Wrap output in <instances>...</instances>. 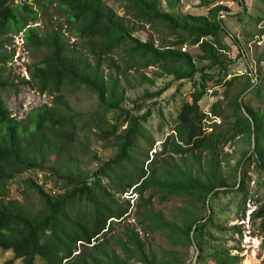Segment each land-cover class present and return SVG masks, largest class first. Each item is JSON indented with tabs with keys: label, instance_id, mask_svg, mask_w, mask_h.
<instances>
[{
	"label": "trees",
	"instance_id": "obj_1",
	"mask_svg": "<svg viewBox=\"0 0 264 264\" xmlns=\"http://www.w3.org/2000/svg\"><path fill=\"white\" fill-rule=\"evenodd\" d=\"M29 1L27 4L20 0H0V74L11 70L6 65L14 55V50L7 53L3 49L10 41L3 37L4 34L17 35L22 32L25 51L38 54L43 50L44 53L26 66L28 80L21 79L17 84L15 78L8 74L0 80V90L28 86L39 95L51 97L52 105L43 104L33 108L27 114V120L22 121L11 117L0 95V249L13 253V257L3 264H13L16 260L22 264H36L37 258L44 264H107L109 240L106 235L109 226L106 223H112L113 219L120 220L127 209L101 187L99 180L109 177L108 171L132 158L130 153L136 146L142 123L149 115L135 116L121 108L124 92H119L118 76L141 67H157L176 81H192V90L189 101H184L177 112L174 134L161 143L157 159L150 162V171L146 174L142 170L138 177L127 183L122 181L125 174L117 175V184L112 186L114 193L121 194L125 187L132 184L139 196L137 209H141L135 214L136 226L145 233L159 230L174 245L191 247L196 244L195 249L199 252L196 264L205 260L200 253L203 252L202 242L208 238L204 231L206 226L220 232L232 230L241 238V225L223 227L214 222L209 198L233 192L240 194L239 217L244 218L248 199L247 172L241 171L239 184L237 173L249 152H244L231 172H225L222 164L226 163L227 156L224 148L235 139H250L253 134L255 146L248 161H253L264 172V109L254 111L239 100L243 93L250 89L252 91L264 82V76L257 78L254 87L250 84V72L225 80L228 67L225 53L229 48L223 44L220 36L221 32L226 31L220 12L229 11L223 3L242 5V1L203 0L201 5L206 10L205 14L184 16L160 11V0ZM108 2L121 3L118 9H122V14L119 15L118 9H113ZM165 3L172 11L179 0H165ZM50 9L54 14L49 13ZM242 13L244 11L237 15ZM40 14L47 18L46 26L42 29L28 26L29 22L34 24ZM53 16H57L54 22ZM145 26L167 30L166 37H173L174 40L162 39L156 47L152 39L142 42L132 36ZM64 32L74 38L72 43L64 37ZM259 33L262 34L263 30H259ZM183 45L196 47V60L206 63V66L197 68L193 56L181 51ZM118 52L131 55L122 69L112 58ZM138 58H145L146 62L140 64ZM106 62L114 68L115 73L103 71ZM213 67L219 69L216 80L206 73ZM141 79L150 82L143 75ZM241 80H244L242 86L235 96L226 100L225 105L220 100L211 105L209 114L212 119L201 111L200 101L209 83H213L214 87L222 85L227 91ZM65 85L91 92L96 96L98 108L120 113L126 124L116 123L109 125V130H102L98 111L73 110L62 94ZM161 91L154 95H159ZM241 108L244 109L243 113L240 112ZM218 118L224 120L222 126L216 123ZM93 129L100 131L96 135L106 145L116 146V154L107 161L96 158L100 164L92 173V178L88 172L76 169L66 177L65 190L55 196L47 194L33 178L23 179L26 189L38 197L40 206L36 210L18 199L7 198L6 182L29 170H48L44 163L51 156L61 161L62 168L68 167L71 151L75 152L73 144L78 131H84L86 142L82 144L80 153L86 154L89 149L87 136ZM94 189H97V193ZM157 196L160 202H166L171 197L185 201L187 209L182 212L186 216L180 223L169 221L161 212L152 209V200ZM83 198L90 209L86 211L84 208L73 217L70 211L73 202ZM262 216L264 203L260 204L252 218ZM124 236L125 242L119 240L118 243L127 258L131 251H135L140 256L138 264H155L152 255L149 257L144 252V243L134 226L126 229ZM79 247L82 249L78 250ZM231 249H213L208 255L210 264H238L240 258L231 255ZM173 254L169 252V255ZM165 264L186 263L174 259Z\"/></svg>",
	"mask_w": 264,
	"mask_h": 264
},
{
	"label": "rangeland",
	"instance_id": "obj_2",
	"mask_svg": "<svg viewBox=\"0 0 264 264\" xmlns=\"http://www.w3.org/2000/svg\"><path fill=\"white\" fill-rule=\"evenodd\" d=\"M20 1L27 4L30 3L29 0ZM241 1L242 5L232 2L223 3L229 11L220 12V18L226 28V31L221 32L220 36L223 44L229 48L225 53V57L228 60L226 63L228 67L225 80H230L236 76H242L246 72H250V84L254 87L257 84V78L264 76V0ZM202 2L203 0H179L177 7L171 11L167 8L165 0H160L159 10L162 12H173L182 16L186 14L201 15L206 13V10L201 5ZM108 4L117 10L121 3L108 2ZM243 11L244 13L237 15ZM49 13L54 14V11L50 9ZM117 13L121 15L122 9H118ZM260 18H262V21H259ZM56 19L57 16H53L52 21L54 22ZM46 22L47 18L40 14L38 20L34 24L29 22L28 26H39L42 29L46 26ZM259 30H263V33L260 34ZM166 33H168L167 30L145 26L140 31L133 33L132 36L142 42L147 41V39H152L157 47L160 45L162 39H166V41L174 40L172 39L173 37H166ZM3 37L10 39L9 44L4 46L3 49L7 53L14 50V55L12 60L6 65L11 70L3 75L0 74V80L4 79V76L6 77L8 74L15 78V83L17 84H19L21 79L28 80L29 74L26 66L32 64L42 56L44 53L43 50L38 54L28 51L23 52L22 32L17 35L7 33ZM64 37L69 43L74 41V38L67 32H64ZM185 46L183 45L182 47ZM185 51L193 56L197 68L206 66V63L196 60L195 57L198 54L196 47L190 48L186 46ZM112 58L122 69L125 66L126 59L131 58V55L118 52ZM137 60L140 64L146 62L145 58H138ZM102 69L105 73H115L114 68L108 62L104 63ZM218 72L219 69L213 67L208 69L206 73L213 75L216 80L219 78ZM141 75L149 79L150 82H144L141 79ZM118 78L120 82L119 92L122 90L124 92L121 108L128 110L135 116H141L143 114L149 115L146 121L142 123V127L137 136L136 146L133 147L130 153L132 158L123 162L120 167H114L108 171L109 177H101L99 180L101 187L110 192L113 199L123 208L127 209L126 214L120 220L113 219L114 222L109 223L108 221L106 223L107 227L109 226L106 235V238L109 240V244L107 245V264L139 263L140 256L135 251H131L128 256L129 258H127L118 243L119 240L125 242L126 237L124 233L131 226L135 227V231L138 232L140 240L144 243V252L149 257L152 255L155 264H165L169 261L172 262L174 259H179L186 264L192 263L195 256L196 259L199 256V252L195 249L196 244L191 247L181 244L174 245L161 231L157 230L145 233L136 226L135 214L141 212V209H137L139 196L132 184L130 187H125L124 192L121 194H115L112 189V186L117 184V175L121 176L122 173L125 174L122 181L123 183H127L138 177L142 170L146 174L150 171V162H154L157 159L156 155L159 153L161 143L167 136L174 134L173 129L176 125L177 112L184 101H189L192 81H176L173 76L163 73L157 67L132 69L124 75L118 76ZM243 82L244 80H241L240 83H235L234 87L227 91L222 85L214 87L213 83H209L206 94L200 101L201 111L212 119L209 114L211 105L216 100H220L225 105L227 99L236 95ZM159 91H161L159 95H154V93ZM62 94L76 112L98 111L99 127L102 130H109V125L112 124L120 123L123 126L126 124L124 116L120 115V113H112L106 111L104 108H98L96 96L84 88H74L65 85ZM226 94L227 97H225ZM258 94L259 96H257ZM0 95L11 117L15 116L17 120L22 121L27 120V114L33 108L43 104L52 105L51 97L45 94L39 95L38 92L24 85H19L16 88L7 87L2 89L0 90ZM239 100L243 104L251 107L254 111L264 109V82L259 83L257 88L252 91L250 89L243 93L239 97ZM240 112L243 113L244 109L241 108ZM215 121L221 126L224 123L222 118H218ZM77 125L79 126L80 123L77 122ZM98 132L100 131L93 129L92 133L88 134L87 145L89 149L86 151V154L81 155L82 144L86 140L84 139V131H78L73 144L75 152L71 151V163L68 167L62 168L61 161H56V157L51 156L49 161L44 163L45 168H49L48 170H29L16 179L6 182L7 198L18 199L33 210H36L40 206L38 197L31 190L26 189L23 179L33 178L38 185L44 187L47 194L55 196L65 190L64 188L67 187L66 177L69 174H73L72 171L76 169L88 172L90 178H92V173L98 169L100 164L96 158L101 161H107L116 154V146L106 145L104 140H100L97 137L100 134ZM251 143L252 138L248 139L246 137H240L229 143L224 148V153L227 154L225 157L226 163H222L224 171L231 172L235 169L236 163L240 160L244 152H249L245 157L246 159L244 158V161L241 163L237 173L238 180V174H241V171L246 170L247 172L248 199L245 204L244 218L241 219L239 217L240 210L238 208V202L240 194L233 192L225 195L218 194L215 197L209 198V205L212 206L214 212V222L223 227L241 225L242 237L240 238L232 230L220 232L210 226H206L204 231L207 233L208 238H205L204 242H202L203 252L200 253L201 256L205 257V260L197 264H210L211 259L208 255L215 248H235L231 249L230 253L231 255H238L240 258L238 264H264V216L258 219L252 218V214L260 204L264 203V172L259 170L253 161H248L254 151L253 149L252 153H250ZM41 172L43 173L42 177L40 176ZM234 188H237V186ZM94 192L97 193V189H94ZM149 192L144 194V198L147 197ZM151 207L155 212H161L165 219L175 223H180L181 219L186 216L182 210H186L187 205L182 198L171 197L166 202H160V198L157 196L153 198ZM84 208L86 211L90 209V205L85 202V199H75L70 211L73 217H76ZM80 249L82 248L79 247L78 250ZM169 252H174L175 254L169 255ZM174 256L176 258H173ZM12 257L13 253L11 251H3L0 249V264H3ZM35 263L44 264L39 258L36 259ZM13 264H22V262L16 260Z\"/></svg>",
	"mask_w": 264,
	"mask_h": 264
},
{
	"label": "water",
	"instance_id": "obj_3",
	"mask_svg": "<svg viewBox=\"0 0 264 264\" xmlns=\"http://www.w3.org/2000/svg\"><path fill=\"white\" fill-rule=\"evenodd\" d=\"M252 143H251V152L250 153H252V151H253V149H254V137H253V134H252ZM239 181H240V173L238 174V184H239ZM207 208H208V204H207ZM208 214H209V210H208ZM205 221V219L204 220H202V222H204ZM190 236H192V232L190 233ZM195 259H196V256H195V258H194V260H193V262L191 263V264H194L195 263Z\"/></svg>",
	"mask_w": 264,
	"mask_h": 264
},
{
	"label": "built area",
	"instance_id": "obj_4",
	"mask_svg": "<svg viewBox=\"0 0 264 264\" xmlns=\"http://www.w3.org/2000/svg\"><path fill=\"white\" fill-rule=\"evenodd\" d=\"M186 46H187V45H186ZM186 46H185V47H182L181 50H182V51H185V50H186ZM187 47H188V46H187ZM13 117H15V116H13ZM36 174H37V173H36ZM42 175H43V173L41 172V173H40V176L42 177Z\"/></svg>",
	"mask_w": 264,
	"mask_h": 264
},
{
	"label": "clouds",
	"instance_id": "obj_5",
	"mask_svg": "<svg viewBox=\"0 0 264 264\" xmlns=\"http://www.w3.org/2000/svg\"><path fill=\"white\" fill-rule=\"evenodd\" d=\"M22 47H23V42H22ZM23 52H25V49H24V47H23Z\"/></svg>",
	"mask_w": 264,
	"mask_h": 264
}]
</instances>
